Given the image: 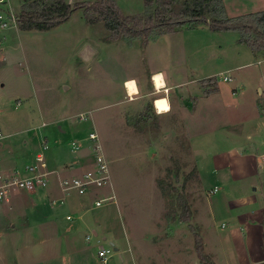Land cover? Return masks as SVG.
Masks as SVG:
<instances>
[{"label": "rangeland", "instance_id": "obj_1", "mask_svg": "<svg viewBox=\"0 0 264 264\" xmlns=\"http://www.w3.org/2000/svg\"><path fill=\"white\" fill-rule=\"evenodd\" d=\"M116 1L124 15L145 12V0ZM223 1L225 16L231 19L264 11V0ZM22 4L23 0H12L11 8L19 14ZM98 24L86 25L83 11L78 10L50 31L0 27V128L4 135L0 156H22L26 158L22 164L32 162L41 138L47 136L51 151L67 144L69 160L79 161L68 173L74 176L92 158H78L80 153L69 143L72 133L84 137L95 129L112 176L109 203L116 204L95 207L93 194H72L68 202H89L76 215L79 223L71 235L80 252L71 255L63 242L49 238V244L41 246L34 230L29 239L24 232L12 239L2 237L0 264H102L98 257L102 248L118 249L108 264H239L235 256L245 262L247 244L242 241L252 230L237 218L244 207L234 202L252 201V196L262 194L264 163L248 165L245 156L230 149L236 146L245 153H264V52L254 53L241 44L237 32L216 33L208 26L183 29L184 36L175 38L168 49L161 47L160 51L173 50L170 60L176 63L182 59V42L187 44L190 58L183 67L185 82L204 80L194 86L206 99L198 120L188 128L176 126L168 134L156 130L160 121L151 113L138 120L139 115L128 117V110L108 106L125 95L122 79L138 75L147 64L150 70L166 66L168 59L150 51V59L144 62L140 47L128 52L125 40L118 45L106 43L109 32L103 22ZM225 76L231 81L225 82ZM216 89L219 92H213ZM193 90L191 99L196 100L198 91ZM85 114L87 122L81 119ZM214 187L218 188L215 193ZM31 198L24 191L10 192L0 208V226L14 212L10 214V205ZM185 206L188 223L181 221ZM261 224L264 229L263 220ZM196 233L203 240L206 263L199 259Z\"/></svg>", "mask_w": 264, "mask_h": 264}, {"label": "crops", "instance_id": "obj_2", "mask_svg": "<svg viewBox=\"0 0 264 264\" xmlns=\"http://www.w3.org/2000/svg\"><path fill=\"white\" fill-rule=\"evenodd\" d=\"M225 12L227 14L226 8ZM227 18L231 17H228L227 15ZM184 30L158 37L154 41H151L146 47H142L139 41H135L131 46H129L126 42V45L128 46V52L136 51L135 49L140 47L142 53L145 54V58L143 59L144 62L150 59V57H148L150 51L152 54H154V56L161 57L164 60H168L166 61V66H155L150 70V68H148L149 64H147V66L145 65L146 68H144L141 73H138V75L125 77L124 79H122L120 85L122 90L125 91V95H123L122 98L117 99V103H109L108 106H112L115 104L117 105V111L128 110L130 112L128 117L139 115L138 120L149 118L151 113L153 114V117L157 118V120L159 119L160 121V124L158 126H155V128H157L156 130L162 129L163 132H167L168 134L169 132H174L176 126L185 125L188 128L191 121L195 122V120H198L200 105L202 102H205L206 99H203L205 97L202 95V90L200 89V91L196 89L194 85L204 80L199 79L193 80L190 83L185 82V69L183 67L187 63V60L189 61L190 58V56H187V44L182 42V59L181 61H178L176 63H173L170 60V56L173 54V50L169 49L167 52L160 51L161 47L162 49H164V47L168 49L171 46V43H174L172 41H174L175 38L179 36H184ZM116 42L118 45L122 42V40H118ZM154 50L156 51L154 52ZM190 68L192 71L196 72L192 65H190ZM180 70L184 71L181 72ZM156 75H161L162 77L163 85L161 86V88H158L156 86ZM131 81L135 82L137 87V92L133 95H129L128 89L126 88L127 83ZM192 90L198 91V96H195L196 100L191 99ZM217 90L218 89L213 92H219ZM158 99L167 100L165 101L168 103V111L166 110L163 113H160L157 110L156 102ZM91 130L86 132L84 137L81 136L82 133H72L74 138L69 141L71 149V143L73 140H84ZM41 141L42 138L40 142ZM190 141L192 145V151L196 154V147L194 141L192 139H190ZM84 143L86 142H83L82 144ZM55 144L59 145V142L57 141L55 142ZM0 148H3L2 144H0ZM230 150H237L240 157L242 158L245 156V158H247L248 165L258 167L259 162L264 163V161L261 159V156L264 155V153L260 155L245 153L244 151H240L236 146L232 147ZM66 151L67 144L63 147L61 146L59 148H54L53 151L49 149L48 153L46 154L48 169L55 172L54 175L51 177L50 184L46 189H39L33 193L26 192V194H31L34 196V199L31 198L29 202H14L12 205L9 206L10 214L13 210L14 212L9 217V219L1 221L2 225L0 226V240L2 237L5 236L7 237V239L8 237L12 239L14 238V235L16 236L17 234H20L22 232H24V237L29 239L28 237H30V234H33V231L35 230L36 232H38L37 234L40 235L39 239L41 241L39 242V244L41 246L47 244V238H49V240H54L56 243L58 241L60 243L63 242L71 255L75 252L77 253L81 251L80 249H78L77 245L73 244L74 242L71 235L73 233L74 226L79 223H77L76 221V215L80 216L83 213L81 209L89 202H68L69 198H71L72 195L68 197L65 202H62L64 198V193L60 189L59 180L63 177H71L72 175L68 174L71 168L75 167L74 165L76 164H80L79 161L75 163V161L69 160L70 156ZM82 151L78 152L80 153L78 158H87V154L84 155L83 153H81ZM84 151L86 153L87 150L85 149ZM23 161L26 162V158L22 156L19 158L15 155L3 154L0 156V169L9 175L18 171L21 173V175H24L25 167L29 164H32L34 161L27 162L26 164L24 163L25 165L22 164ZM228 165L231 166V164L229 163ZM260 168H262V166H260ZM83 170L84 166L81 164V166L79 167V173ZM75 174H78V172ZM216 188L217 187H214V190ZM214 190L212 191L213 193ZM255 191H257V189H255ZM11 203L12 202H10L9 204ZM234 203L239 204L240 206L243 205L244 212H239L237 218L243 221V223H245L247 226H250L249 228L252 230V232H250V235H248L246 241H242L244 244H247V248L245 249L246 253L243 254L245 262H240V260H238V256H235V259L239 262V264H264V229L260 226L262 225V220L264 224V190L260 196H252V201L246 198L240 199L238 200V202ZM107 205L111 207L116 204L108 203L105 205L106 208L108 207ZM1 206L2 203H0V208ZM69 215H72L74 217V220H67V216ZM24 224L25 226H22ZM222 227H224V225ZM26 232L27 234H25ZM94 234L98 236V232L96 234V231H94ZM255 240H257L256 245H254ZM29 246L30 245L26 243L24 248L28 250ZM214 250L217 249L214 248ZM225 257L226 261L228 262V258L230 259L229 254H226ZM222 264L224 263L222 262Z\"/></svg>", "mask_w": 264, "mask_h": 264}, {"label": "trees", "instance_id": "obj_3", "mask_svg": "<svg viewBox=\"0 0 264 264\" xmlns=\"http://www.w3.org/2000/svg\"><path fill=\"white\" fill-rule=\"evenodd\" d=\"M78 10L83 11L86 25L104 23L109 32L106 43L125 40L131 46L142 41V47H146L158 37L208 26L216 33L237 32L241 44L249 46L254 53L264 52V11L229 19L225 16L223 0H145V12L135 16L124 15L116 0L74 5L66 0H23L18 29L50 31L67 22ZM188 209L183 207L184 223L189 222ZM195 242L199 259L206 263L203 240L198 233Z\"/></svg>", "mask_w": 264, "mask_h": 264}, {"label": "built area", "instance_id": "obj_4", "mask_svg": "<svg viewBox=\"0 0 264 264\" xmlns=\"http://www.w3.org/2000/svg\"><path fill=\"white\" fill-rule=\"evenodd\" d=\"M12 0H0V27L9 29L12 26L18 27V14L11 8ZM2 8H6L2 10ZM223 80L231 81V78L225 76ZM83 122L89 121L88 115H82ZM47 126L45 122L42 124ZM4 138L0 128V140ZM88 142L87 145L82 144ZM72 149L75 152L87 150V157L91 156L92 160L82 172L71 177H63L59 180V186L64 193L62 202L72 194L84 196L93 194L95 197V207H102L111 202L109 192L113 187L112 176L109 168V162L103 152L100 138L96 130H91L84 140H73L71 143ZM40 151L35 155L34 162L29 164L24 169V175L15 172L11 175L6 174L0 169V203L7 202L10 192L24 191L28 193L36 192L39 189H46L50 184L51 177L55 172L48 169L46 154L50 149V141L47 137H43L41 141ZM264 161V155L261 156ZM218 189L214 190V193ZM67 220L72 221V215L67 216ZM91 240V236L87 237ZM114 246V245H113ZM117 253V249H100L98 257L102 264H108L109 260Z\"/></svg>", "mask_w": 264, "mask_h": 264}, {"label": "bare ground", "instance_id": "obj_5", "mask_svg": "<svg viewBox=\"0 0 264 264\" xmlns=\"http://www.w3.org/2000/svg\"><path fill=\"white\" fill-rule=\"evenodd\" d=\"M157 77H159L160 79H159V82L157 81ZM155 82H156V86L158 87V88H161V86L163 85V80H162V77H161V75H156L155 76ZM129 84H132L133 86H134V89L135 90H133L132 88H129L128 87V85ZM126 88L128 89V93H129V95H133V94H135L136 92H137V87H136V84H135V82H133V81H131V82H128L127 83V86H126ZM159 100V99H158ZM157 100V101H158ZM166 100V99H165ZM164 100V101H165ZM167 101V100H166ZM166 104H167V106H168V103L166 102ZM157 108V107H156ZM157 110L160 112V113H163L164 111H168L169 110V107H167V108H165V109H158L157 108Z\"/></svg>", "mask_w": 264, "mask_h": 264}, {"label": "clouds", "instance_id": "obj_6", "mask_svg": "<svg viewBox=\"0 0 264 264\" xmlns=\"http://www.w3.org/2000/svg\"><path fill=\"white\" fill-rule=\"evenodd\" d=\"M156 79H157V81L159 82V79H160V78L157 77ZM128 87H129V88H132L133 90H135V89H134V86H133L132 84H129ZM156 107H157L158 109H165V108H167L168 106H167V104H166V101H164V100H158V101L156 102Z\"/></svg>", "mask_w": 264, "mask_h": 264}]
</instances>
